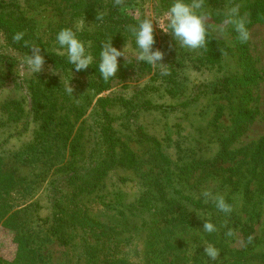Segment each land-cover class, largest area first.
<instances>
[{"label": "rangeland", "instance_id": "1", "mask_svg": "<svg viewBox=\"0 0 264 264\" xmlns=\"http://www.w3.org/2000/svg\"><path fill=\"white\" fill-rule=\"evenodd\" d=\"M96 1V4L103 1L107 5L111 2ZM21 3L31 5L32 8H25L26 16L35 21V34L48 41L57 29L56 5L48 0H21ZM171 3L172 0H134L130 10L133 22L145 16L159 18ZM216 4L226 8L228 1L206 2L210 22L220 24L223 20L217 19V9H211ZM85 6L91 7L94 3L89 6L81 3L74 8L78 11ZM74 17L77 20L78 16ZM154 28L153 48L165 53L162 62L168 64L169 74L161 75L159 67L151 73L142 71L141 63L135 60V38L127 34L115 45L123 50L127 42V60L118 58V71L112 80L114 86L98 96L114 97L111 111L118 118L115 126L122 146L134 154L135 167L110 169L101 185L86 191L80 199L87 203L91 218L120 231L119 257L128 264H214L204 253L206 243L220 250L219 257L222 256L223 261L234 252L248 249L257 256L264 254V163L251 160L257 143L264 136V23L249 27V52L261 76L251 87L255 98L251 106L257 113L243 133L231 142L228 139L240 90H231L229 86L231 79L243 71L238 57L232 52L220 56L207 54V46L195 51L179 48L172 35L159 29L155 21ZM234 34L228 26L218 40L234 50ZM5 44L0 30V117L4 125L0 126V159H3L0 161V264H26L22 242L30 234L42 255L37 264H93L94 261L98 264L103 258L102 245L96 246L92 253H84L82 246L78 247L79 238L69 242L51 232L52 213L62 208L61 196L71 191L61 180V170L54 168L46 172L37 187L23 185L20 178L30 182L38 171L21 164L16 157L38 130V124L31 117L30 96L26 91L28 79L40 75L49 81L52 76H58L65 82L70 80L74 86L84 85L88 78L59 67L58 74L52 75L48 66L53 64L47 60L43 72L29 73L20 62L26 54L14 47L7 49ZM2 53L13 59L11 73L1 60ZM146 87L149 91L141 94ZM123 98H135L142 104L147 101L150 108L140 110L136 120L126 123ZM18 101L23 105L22 117L4 121L7 114L2 115L3 112L17 110V116L20 114L16 107ZM4 105L11 107L9 111L2 110ZM80 121L70 140L78 131ZM193 161L195 164L191 165ZM256 166L259 171L254 173ZM156 181L169 192L155 193L158 198L151 203L144 201L148 183L154 186ZM205 188L223 194L233 211L225 214L217 211L211 202L205 203L200 195ZM192 209L217 222L215 234L219 237L203 231L204 220ZM154 227V248L147 250ZM228 228L234 229L236 234L226 236ZM173 242L176 245L170 244ZM88 258L95 260L88 262ZM252 264H264V257Z\"/></svg>", "mask_w": 264, "mask_h": 264}, {"label": "trees", "instance_id": "2", "mask_svg": "<svg viewBox=\"0 0 264 264\" xmlns=\"http://www.w3.org/2000/svg\"><path fill=\"white\" fill-rule=\"evenodd\" d=\"M48 1L50 4L56 5L55 10H57L59 20L54 35H51L48 41H43L34 32L36 28L35 21L26 16L25 8L29 5L22 4L21 0H0V30L3 31L5 36L7 44L5 46L7 49L17 48L27 55L30 52V47L25 46V41L28 42L29 46L36 44L41 47L45 60L51 62L54 67H59L64 71H72L76 75H85L88 81L84 85H74V92L70 95L65 91V81L58 76H52L49 81L40 75H33L28 79L29 86L26 91L30 96L31 117L38 124V130L32 140L26 143L17 153L16 157L21 164L33 166L38 172L32 175L33 179L30 182H27L24 178H20L19 181L23 185L37 187L38 182L45 179L46 172L59 168L58 170L62 172L61 180L63 179L69 185L71 191L61 196L60 204H62V208L52 213L53 217L50 221L53 224L51 231L53 235L59 234L58 238L69 242L79 238L78 247L81 248L82 246L84 253H92L96 246L102 245L103 258L98 261V264H128L119 257L120 231L114 227L101 225L91 218L87 203L83 202L80 197H84L86 191L99 187L104 175L110 169L118 166L135 167L132 163L134 162V154L122 146L119 130L115 126V121L118 118L111 111L114 97H98L100 93L110 90L114 84L112 82L113 78L107 82L101 78L97 58L100 56L102 41L112 37V43L115 46L120 40L127 37V34H131L127 23L133 26L138 23V21H136L137 23L133 22L134 19L130 12L134 0H125L123 6H115L113 0L109 5L103 1L96 4V0ZM226 1L228 0H221L223 3ZM238 1L233 0L234 3H238ZM91 2L97 7L85 6L78 11H76L77 8H74L81 3L89 6ZM206 2L208 3V0H205ZM239 4L241 5V15L247 17L248 30L254 23H264V0H240ZM29 7L32 8L31 5ZM211 9H217L215 11L217 19H224L222 13L226 8L219 7L216 4L212 5ZM75 15L78 16L76 17L77 20L74 17ZM97 16L102 18H97ZM78 26L79 30H77ZM65 27H72L76 31L77 37L85 43L88 53L93 57L91 65L85 71L76 72L74 66L68 63L66 50L61 49L56 42L58 31ZM16 32L24 33L23 40L18 43L12 39ZM234 33L236 49L233 50L225 42L213 38L211 34L205 48L207 54H217L219 56L225 52H232L238 57L242 66V73L232 78V85L229 86L231 90L235 89L237 92L240 90L239 95H236L238 101L233 118V130L228 139L229 142L235 136L242 134L246 125L253 121L256 116L257 112L251 106L255 100L251 87L261 77L259 70L253 65L254 62L249 52V40L246 43H241L237 39L235 31ZM55 49L63 50L65 54L59 55ZM220 49L223 51L221 52ZM1 60L7 71L11 73L14 68L13 59L10 56H4L2 53ZM140 63L142 71L148 70L151 73L154 70L151 65L145 62ZM125 65L131 66L133 64L126 63ZM76 79L75 82L77 83ZM79 80L82 79L79 78ZM149 89L147 87L143 88L140 93L144 94ZM123 99H125L122 105L126 107L124 110V118H127L126 123L136 120L140 110H149L150 108L147 101L142 104L135 98ZM17 103L16 107L20 114L17 116V110L9 113L3 112L2 115L7 114L4 121L17 120L22 117V102L18 101ZM5 108H7L6 105L2 106V110H5ZM9 108L11 107L8 106L6 111H9ZM153 108H160V106H154ZM87 114H89L87 119H84ZM2 121L3 117H0V126H4ZM79 121L78 131L70 140L75 125ZM69 155L71 159H68ZM251 160L259 164L264 163V136L257 143ZM164 162H167L166 159H164ZM194 164V161L191 162V165ZM257 166L254 173L256 170L259 171ZM148 184L149 189L143 200L146 201L147 199L149 203L158 198L156 194L160 191L162 194H165V191L169 192L168 188L162 186L159 182L154 186ZM213 223L217 225L216 221ZM215 232L210 233V235L217 237L218 233L215 234ZM155 234L156 230L152 231L146 244L147 250H153L152 237ZM30 235L22 242V248L25 252L23 260L26 264H37L42 255ZM174 243L170 244L176 245ZM263 257L264 254H258L257 256L248 249L247 251L234 252L224 261L220 256L212 263L252 264L255 260ZM94 260L88 258V262ZM93 264L97 263L94 261Z\"/></svg>", "mask_w": 264, "mask_h": 264}, {"label": "clouds", "instance_id": "3", "mask_svg": "<svg viewBox=\"0 0 264 264\" xmlns=\"http://www.w3.org/2000/svg\"><path fill=\"white\" fill-rule=\"evenodd\" d=\"M115 6H123L125 0H113ZM241 5L234 3L233 0H228V6L222 13L224 16L220 24L210 22V16L206 9L205 0H172L170 6L165 10L159 18L152 16H145L138 20V23L128 25V30L135 38L137 51L135 52V60L137 63L145 62L153 68L159 67L161 75H168V64L163 63L165 53L153 46L155 41L156 25L166 34H171L179 48L195 51L204 49L208 44V37L211 34L213 38L218 39L222 37L228 26L236 32L237 39L241 43H246L250 38V33L247 28V17L240 13ZM97 18H102L97 16ZM79 30V26L77 27ZM24 33H14L12 39L18 43L23 40ZM56 42L61 49L66 50L68 63L73 65L76 72L85 71L91 65L93 57L87 52L85 43L81 41L76 31L72 27H65L58 31L56 35ZM25 46L30 47L29 54L21 58V64L24 65L29 73H41L45 70V57L41 52V47L32 44L28 45L25 41ZM171 47V45H170ZM128 44L126 42L123 50L116 48L112 43V37L101 42V51L99 57L98 70L101 78L104 81H109L116 76L118 71V58L127 57L125 55ZM221 52L223 51L220 49ZM59 55H64L65 52L58 51ZM48 71L52 75H57V67L48 66ZM65 91L72 95L74 88L69 81L65 82ZM200 195L204 202H211L217 211L225 214H230L233 207L229 204L223 194L214 192L211 188H205ZM191 211H196L192 209ZM197 216L204 220L203 231L206 233H213L217 231L216 225L211 221L209 216H204L197 212ZM236 234L235 230L228 228L225 235L232 237ZM252 237L248 238L249 242ZM204 253L211 261H216L219 257L220 250L211 243L204 245Z\"/></svg>", "mask_w": 264, "mask_h": 264}]
</instances>
